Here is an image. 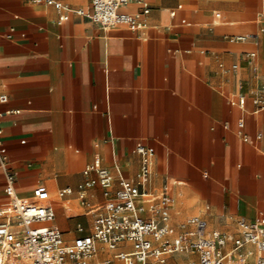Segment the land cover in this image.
Returning <instances> with one entry per match:
<instances>
[{"label": "crops", "instance_id": "0c3cea01", "mask_svg": "<svg viewBox=\"0 0 264 264\" xmlns=\"http://www.w3.org/2000/svg\"><path fill=\"white\" fill-rule=\"evenodd\" d=\"M49 1L0 0V94L9 97L0 103V153L17 197L33 201L46 190L51 225L71 245L92 234L105 202L96 187L91 207L81 204L86 167L100 161L116 187L119 176L139 184L144 146L154 159L140 189L168 196L175 228L200 218L237 237L240 220L264 216V109L256 113L252 101L256 92L264 98L262 0H147L142 29L108 31L76 12L90 11L91 0ZM5 187L0 159V209L10 201ZM107 250L124 264L117 255L133 247L100 243L89 264Z\"/></svg>", "mask_w": 264, "mask_h": 264}, {"label": "built area", "instance_id": "2783aa9c", "mask_svg": "<svg viewBox=\"0 0 264 264\" xmlns=\"http://www.w3.org/2000/svg\"><path fill=\"white\" fill-rule=\"evenodd\" d=\"M34 2L43 4L50 1ZM131 2L140 6L138 13L122 11ZM262 3L264 7V0ZM91 4L90 11L76 12L105 31L118 27L140 30L144 27L143 18L150 13L147 0H91ZM55 7L65 9L61 3H55ZM261 19L264 22V12ZM251 38L253 36H236L231 41L247 42ZM249 56L254 58L256 54L250 53ZM8 101L7 95L0 94L1 104ZM252 101L256 113L264 109L262 92L253 93ZM236 103L244 108L245 97H240ZM238 125L241 129L245 126L243 121ZM1 147L0 139V150ZM137 152L142 157L139 184L119 176L116 187L113 173L100 161L86 167L83 173L86 180L78 188L81 204L91 207L88 192L96 187L101 188L105 202L95 212L92 234L75 239L71 245L66 244L63 232L51 225L56 213L49 203V193L39 188L34 191L33 201L18 198L16 175L0 153L1 166L6 174L5 193L10 199L0 209V264H89L100 243L110 250L130 243L133 247L131 253L117 255L124 264H167L175 255L193 257L189 264L195 261L198 264H264V216L254 222L240 220L237 237L209 230L207 223L200 218H189L179 229L175 228L165 213L170 205L168 196L155 198L140 189L152 172L154 153L144 146H138ZM71 193V189H66L60 195ZM149 201L157 202L148 206ZM230 243L232 248L226 251ZM248 246L255 250L248 249Z\"/></svg>", "mask_w": 264, "mask_h": 264}, {"label": "rangeland", "instance_id": "374dc122", "mask_svg": "<svg viewBox=\"0 0 264 264\" xmlns=\"http://www.w3.org/2000/svg\"><path fill=\"white\" fill-rule=\"evenodd\" d=\"M110 253L111 251L107 250L105 252V257L103 258L102 261L100 260L101 256L99 255V258H97L101 262L99 264H107V263L108 264H121L120 262H118V260L114 259L113 254L111 255V258H108ZM191 259H193V257L189 255H175L172 257L170 264H189ZM94 264H98V262L96 261ZM194 264H198V263L195 261Z\"/></svg>", "mask_w": 264, "mask_h": 264}, {"label": "bare ground", "instance_id": "6f19581e", "mask_svg": "<svg viewBox=\"0 0 264 264\" xmlns=\"http://www.w3.org/2000/svg\"><path fill=\"white\" fill-rule=\"evenodd\" d=\"M63 206H64V204H63ZM108 264V263H107Z\"/></svg>", "mask_w": 264, "mask_h": 264}]
</instances>
